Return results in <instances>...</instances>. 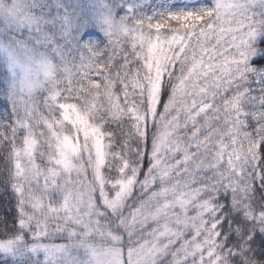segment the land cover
<instances>
[{"label": "snow or ice", "instance_id": "6c2138e0", "mask_svg": "<svg viewBox=\"0 0 264 264\" xmlns=\"http://www.w3.org/2000/svg\"><path fill=\"white\" fill-rule=\"evenodd\" d=\"M0 264H264V0H0Z\"/></svg>", "mask_w": 264, "mask_h": 264}]
</instances>
